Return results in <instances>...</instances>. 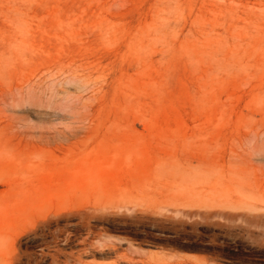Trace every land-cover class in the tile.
Here are the masks:
<instances>
[{"label": "rangeland", "instance_id": "rangeland-1", "mask_svg": "<svg viewBox=\"0 0 264 264\" xmlns=\"http://www.w3.org/2000/svg\"><path fill=\"white\" fill-rule=\"evenodd\" d=\"M42 48L102 56L109 82L117 64L131 69L123 89L99 93L93 81L41 75L24 57ZM0 73V93L12 87L0 104L13 134L3 172L26 209L11 264H135L167 248L264 264V216L209 197L205 209H149L138 196L172 187L181 136L187 147L221 130L227 146L264 115V0H0Z\"/></svg>", "mask_w": 264, "mask_h": 264}, {"label": "bare ground", "instance_id": "bare-ground-1", "mask_svg": "<svg viewBox=\"0 0 264 264\" xmlns=\"http://www.w3.org/2000/svg\"><path fill=\"white\" fill-rule=\"evenodd\" d=\"M9 45L11 46L14 44L10 43ZM15 46L19 47L18 45H16V43ZM42 49L43 51L39 53L38 57L36 58L29 57L27 55H25L24 57V60L40 63V66L38 67L40 69L41 75H45V73L60 74L66 77L71 76L83 78L86 82L93 81L96 85L95 91L99 93L104 92L106 94V92L103 90L109 87L113 88L114 90L123 89L124 81L122 79L124 78V76L129 74V70L131 69L129 67L120 66L117 64L116 66H114V74H116V77H113V79L109 82L108 80L103 78V72L106 65L103 64L102 56L97 55L96 53H81L77 55L69 52H59L57 54H52L50 50H44V48ZM12 61H14L13 57ZM12 64L13 63L11 62V65ZM94 75H96V77H94ZM37 76L36 78L39 77ZM18 80L20 81L21 79ZM102 81L106 83H103ZM98 82L101 83L97 84ZM11 89V86L2 88V92L0 93V104L4 105L7 103V101L9 100L7 95L9 94ZM129 101L134 102V98H130ZM136 102L138 106H141L145 103V100L140 98L136 99ZM1 119L2 116H0V186H3V189L0 191V264H11L10 256L13 252L15 241L20 234L18 230H16L15 232V229L18 227V223L26 215V209L23 202L18 197L19 193L13 190V184L11 185V182L9 181L7 176H5V171L3 172V170L5 168H8L10 164V159L7 155V149L9 147V144H11L13 134L10 130V123L7 121L5 122V119ZM193 122H199L196 124V127L199 131H202L204 126H207L209 124V122H206V118H201L200 116L195 117L193 119ZM230 133V142L229 144H227V146H224L225 143H221L220 141V134H222L221 130H214L204 141H195L194 143L188 142L192 145H189L187 147H182V145L184 144L185 139L188 140V136H186V134L183 135L184 137L181 136L183 144L180 140V146L182 147H180V149L182 155L184 156V162L173 164V166L169 170L170 175L174 178L172 187L168 188L166 192H146L138 194V196L142 195L144 199L145 197H147V200L144 201H147L146 206H148L149 209L150 207H160L159 209H163L162 211H164V208L166 210L165 204H167V206H174L176 208L178 206L189 207L188 209H190L191 206H199V209H201V206H203L204 208V206L209 207V205L211 204L210 202L205 201L207 197L211 198L212 201L218 200L220 198L219 203L222 204L220 208L226 206L239 208L242 211H240L241 215L247 214L251 215V218L253 219H261V217L264 216V166H257L252 161H254V158H256V156H264V147L259 146V141L264 138V115L260 119H255L254 124L251 123L245 128L235 129ZM122 134L123 133L119 134V136ZM65 138H69V134L66 135ZM187 140H185V145L187 144ZM178 145L179 142L176 143V146ZM247 146H249V149ZM251 147L252 150H250ZM210 148H212L213 150H217V152H214V154H211L207 158L202 154V152ZM70 183L71 181H67L65 183L64 189L69 188ZM12 200H14V202H12ZM163 205H165V207H162ZM221 209L223 210L224 208ZM232 210L233 209H231V211ZM217 211H219L218 208ZM228 211L230 213V210ZM235 213H238V211L236 210ZM181 216H183L182 213ZM184 216H186V214H184ZM256 224L261 225L259 224V222H257ZM253 226L255 225L253 224ZM234 232H236V230H234ZM242 233H244V231ZM236 235L238 236V233ZM167 249L165 250L166 252L162 253L158 250H153L152 252L150 251V254H148V258H136L137 260L139 259V261L136 262V259H132L130 260V262L135 261V264H214L216 262L212 261V259H208V257L206 258L198 255H192L191 253H186L185 255V252H182L184 255H181L182 253L178 254L181 251H176L177 253H167ZM162 251H164V249ZM169 252H171V250ZM144 255L146 256V254ZM115 264L119 263L116 262Z\"/></svg>", "mask_w": 264, "mask_h": 264}]
</instances>
